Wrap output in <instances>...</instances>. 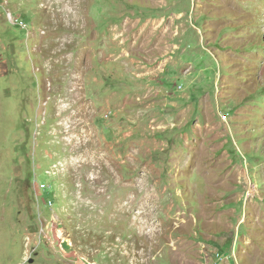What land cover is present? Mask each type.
<instances>
[{
    "label": "rangeland",
    "instance_id": "rangeland-1",
    "mask_svg": "<svg viewBox=\"0 0 264 264\" xmlns=\"http://www.w3.org/2000/svg\"><path fill=\"white\" fill-rule=\"evenodd\" d=\"M0 264H264V0H0Z\"/></svg>",
    "mask_w": 264,
    "mask_h": 264
}]
</instances>
